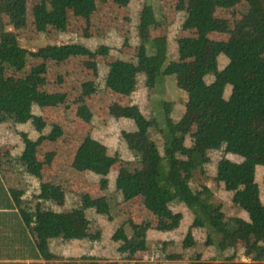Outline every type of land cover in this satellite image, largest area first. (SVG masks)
<instances>
[{
	"label": "trees",
	"instance_id": "obj_1",
	"mask_svg": "<svg viewBox=\"0 0 264 264\" xmlns=\"http://www.w3.org/2000/svg\"><path fill=\"white\" fill-rule=\"evenodd\" d=\"M35 1L27 11L22 9L27 0H0V21L6 15L13 25L12 29L0 33V121L8 120L7 117L16 112H23L26 116L25 129L18 131V138L30 141L34 148H25L18 154L6 152L4 160L9 169L40 180L43 161L35 157V150L45 139L54 138L57 125L51 124L49 131L44 132L47 122L34 112V107L58 99L62 101L66 94L47 91L44 67L34 66L28 74L22 72L19 77H9V69L22 71V60L27 55L45 61H62L75 54L87 56L94 53L107 70L116 73L121 84L117 89L125 97L141 88L142 75V87L147 90L165 81L170 54L166 34L151 38L148 47L139 44L127 57L118 54L114 57L107 45H98L92 50L83 44L62 42L28 48L19 40L26 34L30 17L32 21L41 19L46 27L65 31L72 12L99 33H108L119 17L107 9L103 0ZM113 1L126 4L129 0ZM172 3L175 11L184 12L180 27L185 32L176 38L175 49L180 57L177 71L185 77L181 84L187 92L185 106L197 112L193 123L179 122L173 113V101L163 100L167 133L161 154L152 170L137 167L119 177L117 186L110 192L99 196L98 200L107 204L104 209L95 207L84 193L80 205L51 207L53 197L59 201L64 199V185L70 182V178H66L63 188L55 192L57 197L50 195L45 183L40 181L45 192L39 193L33 203L23 198L22 189L7 188L0 174V207L32 210L18 216L20 225L13 231L18 250L22 251L20 256L58 259L59 253L51 249V243L62 240L69 242L68 264H77L81 253L86 255L81 252L84 248L90 251L89 258L98 259L101 256L99 248L103 245V227L97 228L94 224L103 217L109 223L115 222L122 216L127 202L143 197L151 202L152 209L168 213L173 227L184 221L182 211H172L174 202L182 203L193 217L199 218L209 228L208 233L196 238L197 224L189 223L182 247L194 254L193 264H215L213 256L204 257V250L215 241L233 246L241 227L240 217L227 213L228 203L245 212L264 215V201L259 197L264 184V176H260V171L264 170V130L259 131L256 126L258 122H264V0H173ZM239 4L247 10L249 26L241 22L228 26L217 21L218 15ZM140 17L143 22L147 18L152 22L156 20L152 7H145ZM248 28H255L257 32L250 33ZM212 31L221 32L225 38L209 46ZM131 54L136 56V61L128 58ZM105 77L108 79V74ZM18 103L20 108L16 107ZM221 104L225 107L217 110ZM61 105L69 106L62 102ZM78 110L87 117L92 116L86 103H78ZM112 115L130 122L129 128L120 131L122 140L132 150L147 153L155 148V142L146 137L151 127L165 131L138 102L113 106L109 116ZM185 138L189 144L183 147L181 139ZM100 146L101 141L90 134L80 145L87 157L85 166L91 174L101 173L104 165L112 162ZM77 217H80L79 226L75 220ZM255 228L258 235L246 247L249 259L237 264H264V220ZM156 242L155 248L160 249L161 257H165L166 246L175 244L172 238H159ZM200 242L204 249H198ZM76 246L81 253L74 252ZM150 249L146 232L139 230L131 237L121 236L105 257L131 258L139 250ZM89 264H95V261Z\"/></svg>",
	"mask_w": 264,
	"mask_h": 264
},
{
	"label": "rangeland",
	"instance_id": "obj_2",
	"mask_svg": "<svg viewBox=\"0 0 264 264\" xmlns=\"http://www.w3.org/2000/svg\"><path fill=\"white\" fill-rule=\"evenodd\" d=\"M34 1L27 0L22 9L30 11L32 4L36 2ZM103 1L108 10L110 9L119 16L108 33L97 32L95 27L86 21H81L70 12V23L65 31H56L54 28L46 27L41 19L34 18L32 21L30 17V24H28L26 34L20 38V44L36 49L48 43L67 42L83 44L92 50L98 45H107L114 57L117 54L127 57L130 50H134L139 44L144 43L148 47L151 38L166 34L170 66L165 81L158 83L155 88L152 90L143 88L142 77L144 75H142V80L139 83L141 88L139 87L140 89L135 94L125 97L117 89L121 84L116 73L107 70L98 55L94 53L87 56L75 54L62 61L53 59L45 61L40 57L27 55L22 60V71L16 72L11 69L7 71L9 77H19L22 72L28 74L34 66L44 67L47 91L66 94L62 101L58 99L56 102L46 105L37 104L34 107V112L42 115L47 122L44 132L49 131L51 124L57 125L54 138L45 139L35 150V157L43 161L40 180L45 183L46 190L50 195L55 196V192L63 188V181L66 178L71 179L67 185H64V192H66L64 199L59 201L55 197L52 198L50 206L56 209L61 205H65V207L80 205L83 193L93 201L95 207L104 209L107 206L106 202L98 200V198L115 188L119 177L132 172L137 167L147 171L152 170L155 161L162 152L164 135L166 136L167 133L163 121V100L173 101V113L177 120L185 125H191L197 115V112L190 111L185 106L187 92L181 87V84L185 82V77L177 71L180 57L175 49L176 38L185 32L180 27L184 12L175 11L173 0H129L126 4L113 0ZM145 7L154 9L155 21H150V18H147L145 22L141 20L140 14ZM246 11L245 6L239 4L218 15L217 21L228 26L235 22L249 26L250 18ZM12 28L13 25L4 15L3 20L0 21V33ZM248 32L256 33L257 30L248 28ZM223 38L225 35L221 32H210L209 46ZM126 41L128 42L127 46L124 45ZM128 58L136 61L135 55L131 54ZM106 73L108 79L105 77ZM61 102L69 104V106L61 105ZM134 102L144 105L150 116L155 117L160 127L165 130L162 132L157 127L150 128L146 137L152 139L156 146L147 153L130 149L122 140L120 130L129 128L130 122L120 120L113 115L109 116L113 106ZM78 103H86L92 116L87 117L79 112ZM20 106V103L16 105L17 108ZM224 107L225 105L221 104L217 110ZM25 117L23 112H16L7 117L10 123L7 130L6 128L5 130L0 129V136L5 131L7 132L5 152L18 154L25 148L30 150L34 148V144L30 141H21L17 137L18 131L25 129ZM3 121L5 120H1V122ZM256 126L259 131L264 130V122H258ZM89 134L101 141L100 150L107 158L112 159V162L104 165L99 174L89 173L85 166L87 157L80 150L81 143ZM181 144L183 147L188 146V139H181ZM75 161H77L76 164ZM260 176H264V170L260 171ZM41 192H45V190L36 184L35 188L28 192L27 198L34 203L37 200V195ZM259 197L264 201V184L261 185ZM171 209L183 212L184 221L178 227H173L168 213L152 209L151 202L143 197H135L127 202L124 205L122 216L115 222L109 223L104 217L101 218L98 223L94 224L97 228L103 227V245L99 248L101 256L94 260L95 264H193L194 254L182 247V239L188 224L192 222L197 224L194 232L196 238L206 235L209 228L199 218L193 217L182 203L174 202ZM227 213L238 215L241 219V227L233 246L215 241L208 250H204V257L207 259L213 256L215 264H237L239 261H247L249 259L246 255L247 244L258 235L255 225L264 220V215L258 216L253 211L245 212L231 202L228 203ZM75 220L79 226L80 217ZM139 230H143L147 234L151 248L149 251L139 250L136 256L131 258L118 255L112 258L105 257L109 253L108 250H112L121 236L131 237ZM159 238H172L175 242L171 247L166 246L165 257H161L160 249L155 248ZM53 246H55V242H53ZM198 247V249L203 248L201 242ZM77 248L78 246L74 248V252L79 254L80 251ZM83 251L85 254L90 253L86 248ZM86 262L87 258L80 259V264H86Z\"/></svg>",
	"mask_w": 264,
	"mask_h": 264
},
{
	"label": "crops",
	"instance_id": "obj_3",
	"mask_svg": "<svg viewBox=\"0 0 264 264\" xmlns=\"http://www.w3.org/2000/svg\"><path fill=\"white\" fill-rule=\"evenodd\" d=\"M8 125H10L8 120L3 122L0 121V129L3 128V130H5L6 128L7 130ZM6 135L7 132L5 131L4 134L0 136V174L7 188L17 187L22 189L24 191L23 198L29 200L27 198L28 192L32 188H35L36 184L39 185L41 180L38 179V181L34 176H25L9 169L4 160V154L6 153ZM28 211H32L31 208L0 207V264H68L67 256L69 255V242L62 240H59L55 246L51 243V249L59 253L58 259H37L19 255L22 251L18 250L19 244L17 238L13 235V231L20 225V218H18V216ZM83 258H87L86 264H89L92 260H97L91 257L89 258L87 254L83 255V253H81V256L77 260V264H80V259Z\"/></svg>",
	"mask_w": 264,
	"mask_h": 264
}]
</instances>
